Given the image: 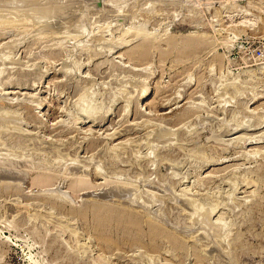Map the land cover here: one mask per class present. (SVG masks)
Here are the masks:
<instances>
[{
    "label": "rangeland",
    "instance_id": "1",
    "mask_svg": "<svg viewBox=\"0 0 264 264\" xmlns=\"http://www.w3.org/2000/svg\"><path fill=\"white\" fill-rule=\"evenodd\" d=\"M31 1L0 0V264H264V0Z\"/></svg>",
    "mask_w": 264,
    "mask_h": 264
},
{
    "label": "bare ground",
    "instance_id": "2",
    "mask_svg": "<svg viewBox=\"0 0 264 264\" xmlns=\"http://www.w3.org/2000/svg\"><path fill=\"white\" fill-rule=\"evenodd\" d=\"M25 2V1H24ZM31 2H33V0L31 1ZM37 3V2H36ZM40 3V2H39ZM50 3V4H49ZM48 3V6L46 7V5H43V6H45V7H37V9H35V10H33L32 11V14L30 13L29 15H31V16H34L36 13L38 14H42V15H40V16H38V15H35L36 17L38 16L39 18L41 17V16H44L45 14L47 15V14H52V13H54V14H56V12H60L59 11V9H60V7L62 8V7H64V6H61L60 5V0H50V2ZM35 4V3H34ZM33 4V5H34ZM65 4V3H64ZM67 4V3H66ZM5 5V4H4ZM41 5V4H40ZM2 6V5H1ZM24 6H25V3H24ZM39 6V5H38ZM35 6H34V8H36ZM34 8H32V9H34ZM65 8V7H64ZM64 8H63V10H64ZM16 9V8H15ZM25 9V8H24ZM28 9V8H27ZM26 10V9H25ZM31 10V9H30ZM19 11V10H18ZM61 11H62V9H61ZM23 12V11H22ZM19 13V12H18ZM24 13V12H23ZM17 14V13H16ZM22 14V13H21ZM54 14H52V16L54 15ZM28 15V14H27ZM28 15V16H29ZM48 15V16H49ZM25 16V15H24ZM27 16V17H28ZM30 16V17H31ZM22 17H23V15H22ZM46 17V16H45ZM18 18H20L19 16H18ZM24 18V17H23ZM23 18H22V21H23ZM32 18V17H31ZM52 18V17H51ZM1 19V18H0ZM3 19V18H2ZM34 19V18H33ZM18 20V19H17ZM17 20H16V22H17ZM25 20V19H24ZM40 20H42V19H40ZM21 21V22H22ZM29 21V20H28ZM18 22H20L19 20H18ZM17 22V23H18ZM1 23V22H0ZM3 23V22H2ZM23 23V22H22ZM31 23V22H30ZM5 23H3V24H1V25H4ZM15 24V23H14ZM33 24V23H32ZM12 27V26H11ZM14 29V28H13ZM10 32V31H9ZM43 32V31H42ZM141 33V32H140ZM148 36V35H147ZM14 93V92H13ZM84 97V96H83ZM88 98L89 97V95L87 94V95H85V97H84V99L85 98ZM86 98V99H87ZM89 100V99H88ZM81 101H84V103H85V101L86 100H81ZM80 101V102H81ZM83 103V104H84ZM86 103H88V102H86ZM81 105H79L80 107H79V110H80V112L81 113H83V115H85V117L86 118H89V117H93V114L92 113H94V106H92L93 104H91V106H88V105H84V106H82V103H80ZM97 104V103H96ZM90 105V104H89ZM129 105V104H128ZM98 106V105H97ZM128 107V106H127ZM126 107V108H127ZM101 108V107H100ZM96 112V111H95ZM99 112V111H98ZM95 115V114H94ZM94 120V119H93ZM8 126V125H7ZM17 129V128H16ZM108 134V133H107ZM3 146V145H2ZM15 162V161H14ZM74 163V162H73ZM6 166V165H5ZM176 167V166H175ZM2 169H4V168H2ZM6 169H7V167H6ZM48 169V168H47ZM45 176V175H44ZM38 178V177H37ZM79 178V177H78ZM45 179H47L46 178V176L45 177H41L40 179H39V182L41 181V182H43ZM83 179V178H82ZM76 181V180H75ZM80 183L82 182V180H78ZM87 181V180H86ZM44 182H46V180L44 181ZM43 182V183H44ZM118 182V181H117ZM76 183H77V181H76ZM79 183V184H80ZM73 186H74V184H73ZM88 186V185H87ZM79 187V186H78ZM122 200V199H121ZM191 203V202H190ZM201 204V203H200ZM192 205V204H191ZM190 207V206H189ZM190 208H192V207H190ZM194 209H195V207H194ZM210 210V209H209ZM208 213H209V211H208Z\"/></svg>",
    "mask_w": 264,
    "mask_h": 264
}]
</instances>
